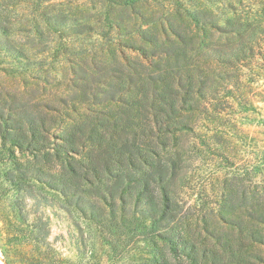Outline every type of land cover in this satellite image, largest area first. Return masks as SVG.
<instances>
[{
  "label": "rangeland",
  "instance_id": "1",
  "mask_svg": "<svg viewBox=\"0 0 264 264\" xmlns=\"http://www.w3.org/2000/svg\"><path fill=\"white\" fill-rule=\"evenodd\" d=\"M202 9L218 16L212 27L187 16ZM0 26V40L23 52L0 50V264H150L148 224L109 245L112 232L78 212L36 139L27 148L4 137L45 122L53 152L74 125L133 115V88L149 81L150 94L164 77L174 91L194 80L200 94L183 191L207 248L197 264H264V246L248 239L250 228L264 232V0H0Z\"/></svg>",
  "mask_w": 264,
  "mask_h": 264
},
{
  "label": "trees",
  "instance_id": "2",
  "mask_svg": "<svg viewBox=\"0 0 264 264\" xmlns=\"http://www.w3.org/2000/svg\"><path fill=\"white\" fill-rule=\"evenodd\" d=\"M187 16L194 26L204 27H212L218 19L206 9L190 11ZM222 22L226 26L231 24L227 18ZM5 29L0 26V31ZM142 33L153 42L154 36L149 38ZM0 50L16 59L23 57L22 50L4 40H0ZM213 53L216 51L212 49L209 55ZM217 55L223 62L229 61V54ZM163 80L162 87L150 94L145 86L149 81L133 88L137 95L133 115L129 110L119 112L110 124L90 131L74 125L53 152L46 145L45 122L24 133H9L4 139L13 146L27 148L33 144L31 138L36 139L45 163L57 165L61 186L71 187L78 212L108 235L112 232L113 238L106 237L109 245H114L119 230L130 233L132 226L146 223L149 230L144 239L150 234L153 247L150 264H197L205 257L207 248L198 245L187 220L183 191L188 187L184 168L196 150L195 141H189L186 134L194 129L191 120L200 94L194 80L179 86L177 91L169 89V78ZM197 219L204 226L209 225L206 214ZM218 219L225 222L227 218ZM254 229L248 231L249 242L264 246V232Z\"/></svg>",
  "mask_w": 264,
  "mask_h": 264
}]
</instances>
